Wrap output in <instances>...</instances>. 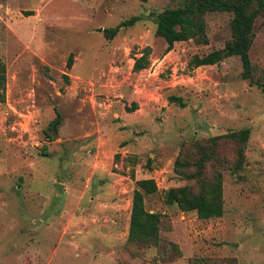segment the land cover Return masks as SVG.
<instances>
[{
    "label": "rangeland",
    "instance_id": "obj_1",
    "mask_svg": "<svg viewBox=\"0 0 264 264\" xmlns=\"http://www.w3.org/2000/svg\"><path fill=\"white\" fill-rule=\"evenodd\" d=\"M188 2L0 0V264H264V14L243 80L235 56L191 63L231 40L229 12L202 14L206 44L165 53L153 19ZM146 48L147 68L133 72ZM242 130L245 144L221 138ZM199 154L206 175L222 176L217 219L164 204L170 188L195 185L187 163L183 177L175 170L178 155ZM143 179L157 188L144 200L161 216L156 245L126 241Z\"/></svg>",
    "mask_w": 264,
    "mask_h": 264
},
{
    "label": "trees",
    "instance_id": "obj_2",
    "mask_svg": "<svg viewBox=\"0 0 264 264\" xmlns=\"http://www.w3.org/2000/svg\"><path fill=\"white\" fill-rule=\"evenodd\" d=\"M211 11H225L233 15L231 27V40L224 48L212 51L205 56H194L191 60L192 67L213 66L229 57H238L242 66L241 78L248 80L251 74V64L248 50L253 39L255 19L264 14V0H234L225 2L222 0H189L187 6L178 9H166L158 13L153 19L155 35L162 38L166 43L165 53L173 49L175 43L186 42L197 38L203 44L207 43L205 36V24L201 18L202 14ZM139 21L137 16L120 22L116 27L104 29L105 39L112 40L122 28L134 26ZM150 48H146L139 58H134L133 72H139L147 68V56ZM72 65L70 56L67 67ZM5 67L0 63V89L4 92ZM1 92V94H2ZM0 95V102L3 100ZM170 102H175L183 107L181 98L171 97ZM136 109L133 104V112ZM61 122L59 113L56 112L55 120L50 124L51 130L56 133ZM249 130H242L221 136V138L239 137L245 144L249 137ZM185 153V152H184ZM188 156V154L185 153ZM205 155L189 156L188 160L178 155L174 163L178 175L183 177L182 169L187 163L194 171L187 175L186 180H194L193 187L183 186L170 188L165 192L164 204L175 205L182 212H195L199 220H211L222 217V176L221 174L206 175L205 166L209 161ZM156 184L152 179L136 181L133 190L129 216L127 240L131 244L142 243L144 245H156L159 241L161 216L159 213L147 211L144 205L146 196L156 192Z\"/></svg>",
    "mask_w": 264,
    "mask_h": 264
},
{
    "label": "water",
    "instance_id": "obj_3",
    "mask_svg": "<svg viewBox=\"0 0 264 264\" xmlns=\"http://www.w3.org/2000/svg\"><path fill=\"white\" fill-rule=\"evenodd\" d=\"M102 30L101 29H99V32H101Z\"/></svg>",
    "mask_w": 264,
    "mask_h": 264
}]
</instances>
